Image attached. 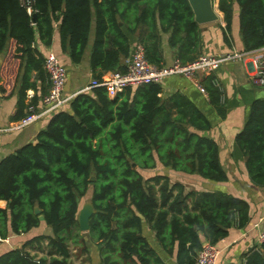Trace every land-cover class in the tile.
Listing matches in <instances>:
<instances>
[{"label": "trees", "instance_id": "1", "mask_svg": "<svg viewBox=\"0 0 264 264\" xmlns=\"http://www.w3.org/2000/svg\"><path fill=\"white\" fill-rule=\"evenodd\" d=\"M237 4L240 49L264 45V0H219L225 41L233 44ZM35 7L34 19L19 0H0V53L14 38L20 59L15 119L26 114L29 89L35 91L34 102L40 88L42 94L48 91L45 56L36 40L51 45L58 23L63 51L80 63L95 19L93 78L108 71L125 72L124 59L133 42L144 45L151 63L166 64L164 34L183 62L205 50L202 27L189 0H36ZM213 78L207 76L203 83L209 102L222 116L226 106ZM161 91V84L147 83L135 90L127 87L114 97L103 86L80 92L48 116L36 142L1 161L0 200H7V205L0 206V236L24 234L27 239L0 254V264H75L72 248L81 244L84 263L95 264V243L101 264H170L174 257L175 264H194L205 240L217 244L231 227L247 226V200L223 190L189 189L168 173L141 172L161 164L214 181L228 180L219 145L205 134L212 121L179 93L168 107ZM236 143L251 181L264 186V98L251 105ZM85 197L95 211L88 232L82 233L77 213ZM35 206L42 209L43 218ZM43 225L51 227L52 234L39 232ZM146 229L154 232L156 244ZM38 246L49 248V258L40 250L32 252ZM244 257L245 264H264V242Z\"/></svg>", "mask_w": 264, "mask_h": 264}, {"label": "crops", "instance_id": "2", "mask_svg": "<svg viewBox=\"0 0 264 264\" xmlns=\"http://www.w3.org/2000/svg\"><path fill=\"white\" fill-rule=\"evenodd\" d=\"M213 4L219 18L210 22H198L203 31L202 34L205 43L204 52L218 53L233 48H242L243 41L240 33L239 5L237 4L235 6V17L232 28L233 44L229 46L223 35L222 26L226 23L224 13L219 8V0H213ZM58 26L59 23L55 26L56 28L51 45H44L39 37L36 40V44L43 54L49 50H53L58 54L68 69L66 91L74 93L83 88L93 78V72L90 67V56L95 39V19L93 20L89 43L80 63H73L68 53L63 51ZM136 43L137 42H133L132 51ZM16 46V40L11 38L6 51L0 53V74L2 77L0 81L1 127H5L13 120H17L14 116L18 108L19 81L16 82V79L19 72L20 59L15 56ZM162 47L165 62L169 64L176 58V51L169 45L168 34L163 35ZM127 58L124 59L125 63ZM34 75L35 73L33 74V78ZM215 76L219 77L225 87V115L221 116L218 113L215 106L209 102V97L200 91L195 80L183 75L168 76L162 84L160 96L166 100L168 107H170L172 103L170 98L177 93L185 95L204 111L205 115L213 123L212 127L205 131V134L217 141L220 150V159L228 174V180L223 182L214 181L196 173L191 174L171 170L161 164L157 165V169L158 172L168 173L171 177L176 173L183 175L181 181H183L189 189L223 190L249 202L250 220L247 226L244 228L236 226L231 227L225 241H219L217 243V246L220 248L217 264H245L246 258L244 255L251 247L257 244L258 235L264 230V186H256L251 181L246 166L245 156L236 143V135L240 132L248 119L253 102L258 98H264V87L252 83L249 74V66L241 61H234L222 65ZM46 83L47 90L49 88L48 79H46ZM132 88L135 90L136 86H132ZM29 91L30 93L35 92L33 89H29L27 93ZM43 92L44 90L42 88L38 90L40 97L43 95ZM174 114H176V111H174ZM48 121V116H45L25 126L21 130L0 131V163L6 156L16 152L23 145L29 142H36L39 131L47 125ZM6 205L7 200L1 199L0 206L6 207ZM41 227V229L39 228V232L52 234V229L47 225ZM145 232L149 236L150 241L156 244L154 232L150 229H146ZM8 238V242L0 241V254L10 248L18 247L22 244L23 240L27 239L24 234L16 235L13 233H11ZM207 241L208 240H205L204 243ZM92 250H94L93 256L96 260L95 264H101L96 258V243L92 247ZM169 263L175 264V257L173 261Z\"/></svg>", "mask_w": 264, "mask_h": 264}, {"label": "built area", "instance_id": "3", "mask_svg": "<svg viewBox=\"0 0 264 264\" xmlns=\"http://www.w3.org/2000/svg\"><path fill=\"white\" fill-rule=\"evenodd\" d=\"M21 5L27 9L30 14L36 11V0H19ZM44 68L48 73L49 88L38 102H34L32 97L34 93L28 92L26 114L20 119L13 120L7 126L1 127L0 131L21 130L25 126L34 123L40 118L49 116L54 111L62 109L72 98L80 92H89L94 87L103 86L111 97L127 87L139 86L147 83L163 84L168 76L183 75L189 77L197 83L200 91L209 97L207 87L203 79L214 75L213 84L221 90V101L225 103L226 92L222 81L215 74L219 68L227 63L241 61L249 66V74L252 83L264 87V45L251 49L233 48L228 51L218 53L203 52L197 58L191 61L183 62L175 58L169 64L157 65L151 63L142 43L134 45L132 54L127 58V70L108 71L101 78H92L83 88L74 93L66 91L67 67L60 60L58 54L49 50L44 54ZM0 241H9V238H2ZM221 241H225L222 238ZM264 242V230L258 235V242ZM220 255V248L217 244L205 242L198 252L194 264H217Z\"/></svg>", "mask_w": 264, "mask_h": 264}, {"label": "water", "instance_id": "4", "mask_svg": "<svg viewBox=\"0 0 264 264\" xmlns=\"http://www.w3.org/2000/svg\"><path fill=\"white\" fill-rule=\"evenodd\" d=\"M191 7L195 14V19L199 23L214 21L219 18L218 13L216 12L213 4V0H189ZM33 18H36V13L33 14ZM0 70H1V61H0ZM2 80L0 74V81ZM135 165V164H133ZM94 179V177H92ZM95 208L92 201H87L79 209L77 213V220L79 222L80 229L82 231H87L90 228V217L94 213ZM35 213H42V209L38 206H35ZM40 217L43 218V215L40 214Z\"/></svg>", "mask_w": 264, "mask_h": 264}, {"label": "rangeland", "instance_id": "5", "mask_svg": "<svg viewBox=\"0 0 264 264\" xmlns=\"http://www.w3.org/2000/svg\"><path fill=\"white\" fill-rule=\"evenodd\" d=\"M135 164V163H134ZM135 166H136V164H135ZM141 172H143V174L145 175V176H149V175H153V174H156L157 172H158V170H157V168H154L153 170H142ZM148 174V175H147ZM182 176L183 175H180L179 173H176V174H174L173 175V178H174V180H178V179H180V180H182L183 178H182ZM191 187V186H190ZM91 189H92V186L89 188V190L91 191ZM90 191H89V193H90ZM91 199L89 198V197H85V198H83L82 200H81V207L83 206V204L85 203V202H87V201H90ZM49 227V226H48ZM50 229H51V227H49ZM85 232H88V230L87 231H82V233H85ZM72 243L70 244V246H71V248H72ZM82 246H84V244H81V245H79V246H77V247H75V248H72L73 250H72V258L74 259V262H75V264H85L84 262L86 261V259H85V253H82L81 254V247ZM76 248L78 249L79 248V251L77 252L76 251ZM38 250H40L41 251V253H43V254H46L47 255V257L49 256V248H42V246H38V247H36V248H33L32 249V252H36V251H38ZM80 253V254H79ZM85 254V255H84ZM49 258V257H48ZM74 264V263H73Z\"/></svg>", "mask_w": 264, "mask_h": 264}]
</instances>
